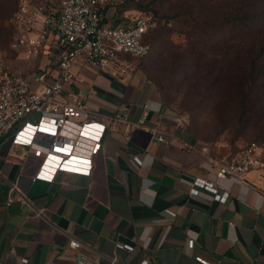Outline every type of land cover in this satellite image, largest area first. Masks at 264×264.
Here are the masks:
<instances>
[{"label": "crops", "instance_id": "crops-1", "mask_svg": "<svg viewBox=\"0 0 264 264\" xmlns=\"http://www.w3.org/2000/svg\"><path fill=\"white\" fill-rule=\"evenodd\" d=\"M126 58L133 72L125 82L92 66L76 67L85 81L75 86L107 126L90 175L59 171L53 181L34 180L41 156L11 138L0 143V264L23 258L75 264L71 238L99 253L100 264L114 258L116 264H203L198 257L212 264H264V169L251 170L244 181H221L230 190L225 204L206 190L191 195L187 181H216L210 157L225 163L234 155L203 153L202 142L181 127L145 72ZM145 104L152 111L143 120ZM146 127L175 136L160 142ZM181 139L196 148L185 149Z\"/></svg>", "mask_w": 264, "mask_h": 264}, {"label": "built area", "instance_id": "built-area-1", "mask_svg": "<svg viewBox=\"0 0 264 264\" xmlns=\"http://www.w3.org/2000/svg\"><path fill=\"white\" fill-rule=\"evenodd\" d=\"M109 0H20L15 14L13 49L27 56L44 54L51 59L46 68L32 75L10 69L0 61V143L11 138L15 145L29 147L41 156L42 163L34 178L53 181L59 171L90 175L93 155L107 129L88 109V94L75 86L84 82L76 72L78 66H92L99 72H109L121 82L132 76L133 67L126 57L142 58L150 52L144 36L156 27V22L139 15L123 25H104L105 6ZM92 90V88L90 89ZM160 106L158 112L160 111ZM152 111L144 105L143 120ZM130 129L137 125L127 123ZM158 141L174 133L156 127H146ZM185 149L196 147L181 139ZM201 151L210 155L208 147ZM216 169V181L197 178L186 183L191 195L201 190L213 194L214 200L225 204L230 190L220 182L244 181L254 169H264L263 149L253 143L244 147L229 162L209 158ZM144 165L140 157H134ZM17 190L11 186V192ZM9 203L14 202L10 197ZM167 213H175L167 210ZM194 240L188 241L193 248ZM69 247L77 251L75 264H100V255L81 241L71 238ZM120 249L133 251L131 245L117 243ZM203 264H212L198 257ZM20 264H28L21 259ZM110 264H116L112 259ZM140 264H149L147 259Z\"/></svg>", "mask_w": 264, "mask_h": 264}, {"label": "rangeland", "instance_id": "rangeland-1", "mask_svg": "<svg viewBox=\"0 0 264 264\" xmlns=\"http://www.w3.org/2000/svg\"><path fill=\"white\" fill-rule=\"evenodd\" d=\"M19 1L0 0V61L10 69L32 75L46 68L51 59L44 54L35 57L27 56L22 50L12 48L15 38L12 18ZM120 5L127 8L126 16L129 14L128 17L131 18L143 13L138 9L139 5L154 8L162 19V25L169 21L167 27L177 30L176 26H180L183 19L180 16L181 6L186 4L184 0H160L155 4L153 0H112L108 7L119 9ZM158 31L150 34L149 38L156 35ZM201 38L202 36L197 35L196 39ZM170 39L171 44H167L164 39L155 40L154 44L151 43L153 50L147 57L140 60L133 59V61L143 66L146 76L156 88H161L179 123L184 121V125H189L191 134L196 135L212 153L233 156L244 147L256 143L262 147L264 157V119L259 121L252 118L247 126L241 129L235 124L231 95L240 87L237 82L242 75L238 74L237 69L228 71L220 76L218 84H215V75L201 73L203 68L186 76V69H193L187 66L189 61H186L181 44L183 38L173 34ZM155 49L161 52L153 60ZM208 58L216 59L217 57L209 53ZM206 89L210 92L207 97L201 99L202 92Z\"/></svg>", "mask_w": 264, "mask_h": 264}, {"label": "trees", "instance_id": "trees-1", "mask_svg": "<svg viewBox=\"0 0 264 264\" xmlns=\"http://www.w3.org/2000/svg\"><path fill=\"white\" fill-rule=\"evenodd\" d=\"M159 1L153 0V4ZM184 2L186 5L181 6L180 12L183 19L181 25L176 26L177 30L167 27L169 21L162 25V19L154 8L138 6V9L143 11L140 15L156 22V27L144 36V42L151 47L148 55L153 50L151 43L154 44L155 40L164 39L167 44H171V36L178 34L183 38L181 44L186 61H189L187 66L193 69H186V76L203 68L201 73L215 75V84H218L220 76L237 69L238 74L242 76L237 82L240 87L231 95L235 124L241 129L245 128L252 118L261 121L264 119V0H184ZM111 3L112 0H109L105 6L103 24L119 26L129 21L131 17L126 16L127 8H124L126 4L116 9L108 7ZM16 12L12 18L14 35ZM156 31L157 34L149 38L150 34ZM197 35L202 38L197 40ZM160 52L155 49L152 59H156ZM209 53L217 58L209 59ZM145 57L131 59L140 60ZM135 64L144 71L143 66L136 62ZM148 80L152 82L149 78ZM157 91L161 101L171 110L161 88L158 87ZM209 92V89L204 90L201 99L207 97ZM181 127L200 141L196 135L191 134V127L184 125V121Z\"/></svg>", "mask_w": 264, "mask_h": 264}]
</instances>
